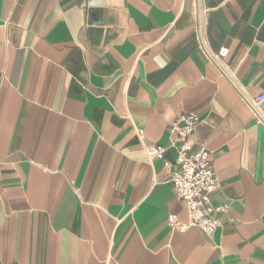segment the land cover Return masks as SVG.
<instances>
[{
    "label": "crops",
    "instance_id": "1",
    "mask_svg": "<svg viewBox=\"0 0 264 264\" xmlns=\"http://www.w3.org/2000/svg\"><path fill=\"white\" fill-rule=\"evenodd\" d=\"M260 96L264 0H0V264H264ZM190 111L209 235L148 154Z\"/></svg>",
    "mask_w": 264,
    "mask_h": 264
},
{
    "label": "built area",
    "instance_id": "2",
    "mask_svg": "<svg viewBox=\"0 0 264 264\" xmlns=\"http://www.w3.org/2000/svg\"><path fill=\"white\" fill-rule=\"evenodd\" d=\"M202 51L210 61L216 65L223 64V58L229 53L226 47L220 48L217 53L209 50L204 41L201 44ZM264 100L260 96L250 104L252 110L260 121L264 122V115L260 103ZM200 122L199 114L195 112L181 113L171 123L168 130L171 136L178 138L175 161L165 158L166 147L163 145H151L148 150L150 160H163L167 181L171 183L177 196L184 201L189 211L188 224L182 223L177 215L170 214L168 223L174 229L184 227H197L203 234H214L222 227L218 213L227 212L228 203L215 206L211 203V194L218 190V179L211 160V152L207 146H201L193 152L192 137ZM139 134H144L139 130Z\"/></svg>",
    "mask_w": 264,
    "mask_h": 264
}]
</instances>
